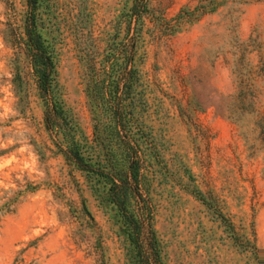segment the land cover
Returning a JSON list of instances; mask_svg holds the SVG:
<instances>
[{
    "label": "rangeland",
    "instance_id": "1",
    "mask_svg": "<svg viewBox=\"0 0 264 264\" xmlns=\"http://www.w3.org/2000/svg\"><path fill=\"white\" fill-rule=\"evenodd\" d=\"M136 110L164 264H264V0H147ZM125 0H41L56 92L86 135L84 66ZM26 0H0V264H132L113 211L65 160L25 49ZM88 212V213H87Z\"/></svg>",
    "mask_w": 264,
    "mask_h": 264
},
{
    "label": "trees",
    "instance_id": "2",
    "mask_svg": "<svg viewBox=\"0 0 264 264\" xmlns=\"http://www.w3.org/2000/svg\"><path fill=\"white\" fill-rule=\"evenodd\" d=\"M26 1L25 49L43 100L47 127L58 136L65 160L83 173L91 193L113 211L117 233L128 245L129 261L164 264L150 224L145 172L158 152L136 113L146 103L137 88V41L147 0H125L124 19L109 34L101 58H89L85 63L91 136L81 129L56 92L53 52L38 29L41 0Z\"/></svg>",
    "mask_w": 264,
    "mask_h": 264
}]
</instances>
